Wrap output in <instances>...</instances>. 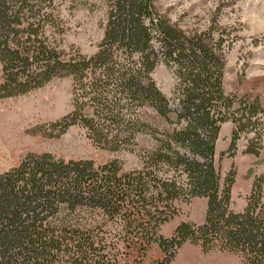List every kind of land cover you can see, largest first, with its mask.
<instances>
[{
    "label": "trees",
    "instance_id": "16d2710c",
    "mask_svg": "<svg viewBox=\"0 0 264 264\" xmlns=\"http://www.w3.org/2000/svg\"><path fill=\"white\" fill-rule=\"evenodd\" d=\"M55 1L0 0V96L72 76L73 109L50 124L53 130L79 125L112 151L132 150L141 135L156 145L136 170L125 171L117 159L98 164L30 152L0 172V264H143L153 243L164 258L152 264H171L186 242L204 253H233L238 264H264V176L254 178L236 211V169L222 176L216 167L226 121L233 124L226 153L254 133L246 152L260 154L264 108L257 98L226 92L217 45L205 33L186 34L155 0H106L97 52L66 57L46 36L57 21ZM160 62L175 79L171 98L152 77ZM147 109L168 128L146 119ZM193 198L207 200L204 222L181 221L162 235L175 203Z\"/></svg>",
    "mask_w": 264,
    "mask_h": 264
},
{
    "label": "rangeland",
    "instance_id": "374dc122",
    "mask_svg": "<svg viewBox=\"0 0 264 264\" xmlns=\"http://www.w3.org/2000/svg\"><path fill=\"white\" fill-rule=\"evenodd\" d=\"M58 1L54 2L58 11L57 21L48 27L46 36L66 57L79 54L92 56L104 37L107 1ZM155 4L164 17L186 34L205 33L211 43L217 45L225 58L223 83L227 93L257 98L264 108V0H155ZM1 69L0 63V82ZM152 77L169 98L173 97L175 79L165 63L160 62L156 66ZM72 96V76L55 77L25 94L0 96V125L5 116L8 123L14 122L12 129L0 128V172L19 164L30 152H50L65 159H93L98 164L117 159L125 171L143 167V153L151 151L156 145L148 135L139 136L132 150L112 151L96 145L79 125L69 127L62 134L53 130L50 124L73 109ZM143 115L160 128H168L152 110H144ZM255 137L254 133L243 134L235 153L229 155L226 152L231 132L230 137L224 136L223 132L217 146L216 167L221 175L225 176L232 167L236 169L232 188V208L236 211L245 207L254 178L264 176V122L259 155L246 152L250 140ZM175 206L177 214L171 219L173 224L181 221L204 222L207 209L205 198L179 200ZM162 227V235L169 237L173 234H167V228ZM192 245L194 256L183 257L184 261L180 258L176 260L175 256L171 264L239 263V257L233 253H204L198 245ZM183 247L178 250L181 254ZM163 258L160 246L153 243L143 264H152Z\"/></svg>",
    "mask_w": 264,
    "mask_h": 264
},
{
    "label": "crops",
    "instance_id": "0c3cea01",
    "mask_svg": "<svg viewBox=\"0 0 264 264\" xmlns=\"http://www.w3.org/2000/svg\"><path fill=\"white\" fill-rule=\"evenodd\" d=\"M232 122H230V121H226V122H224L223 124H222V127H221V131H220V136H219V138H218V141H217V145H216V153H217V146H218V144H219V140L223 137V132H224V136L225 135H227L228 137H230V132H231V130H232ZM230 140V139H229ZM171 222H172V220L170 221V222H168V223H166V224H164V225H162L163 227L162 228H167V234H169V235H171L172 233H173V231H174V229H175V227L177 226V224L178 223H175V224H173V222H172V225H169V224H171ZM168 226V227H167ZM164 234V233H163ZM165 236H167V235H165ZM193 245L191 244V243H189V242H186L185 244H184V250L182 249V254L181 253H179V252H181V251H179L178 253L179 254H177L176 255V260L177 259H182V261H184V258H189V257H191V256H194L195 255V252H194V249H193V247H192ZM182 256V257H181ZM184 257V258H183Z\"/></svg>",
    "mask_w": 264,
    "mask_h": 264
},
{
    "label": "bare ground",
    "instance_id": "6f19581e",
    "mask_svg": "<svg viewBox=\"0 0 264 264\" xmlns=\"http://www.w3.org/2000/svg\"><path fill=\"white\" fill-rule=\"evenodd\" d=\"M4 118H5L4 122L0 125V128L2 130H6V129L8 130V129L14 128V122L12 123V121H11L8 123L9 120H8L7 116H5Z\"/></svg>",
    "mask_w": 264,
    "mask_h": 264
}]
</instances>
